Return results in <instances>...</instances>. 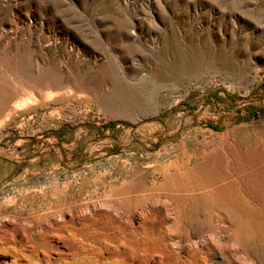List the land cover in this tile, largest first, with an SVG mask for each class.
<instances>
[{
    "label": "rangeland",
    "instance_id": "374dc122",
    "mask_svg": "<svg viewBox=\"0 0 264 264\" xmlns=\"http://www.w3.org/2000/svg\"><path fill=\"white\" fill-rule=\"evenodd\" d=\"M263 109L264 0H0V221L122 191L170 257L264 264Z\"/></svg>",
    "mask_w": 264,
    "mask_h": 264
},
{
    "label": "bare ground",
    "instance_id": "6f19581e",
    "mask_svg": "<svg viewBox=\"0 0 264 264\" xmlns=\"http://www.w3.org/2000/svg\"><path fill=\"white\" fill-rule=\"evenodd\" d=\"M168 174L167 185L173 184L174 181L179 182L177 185L165 187L168 198L188 192L191 196L195 194H198L200 198L205 196V189L209 182H205L203 178L196 181L194 186L185 187L178 179L179 173L169 172ZM121 192H110L104 200L93 202L92 206L97 211H82V209L72 211L71 207L65 209L62 205L60 211L36 212L26 217L17 213L16 215L6 213L0 221L2 222L0 223V264H16L18 254L29 250L27 249L29 246L36 251V255L37 252L43 255L54 253L62 264H144V255L148 251L159 254L162 264H190V260L186 258L176 259V254L173 255L175 258L170 257L165 242L157 245L150 244L146 239V230L142 223L139 222L136 227L128 223L129 212L127 211L126 214V211L119 210L120 207L115 203L119 197H123L125 201L128 200V195ZM141 192L142 190L140 195H142ZM164 196L167 198L166 195ZM173 203L177 208L180 201L176 200ZM219 213L221 216L217 217L221 220L224 211ZM179 222L173 220V225L178 226ZM212 234L218 233L213 230ZM198 250L201 251V249ZM219 252L222 255L221 249ZM101 254L104 255L102 258H100ZM201 255L205 257L207 254H202L201 251Z\"/></svg>",
    "mask_w": 264,
    "mask_h": 264
},
{
    "label": "trees",
    "instance_id": "16d2710c",
    "mask_svg": "<svg viewBox=\"0 0 264 264\" xmlns=\"http://www.w3.org/2000/svg\"><path fill=\"white\" fill-rule=\"evenodd\" d=\"M261 114L264 115V109L261 111Z\"/></svg>",
    "mask_w": 264,
    "mask_h": 264
}]
</instances>
